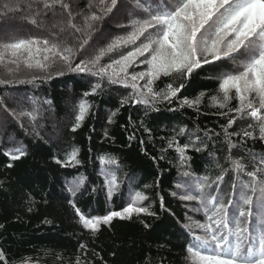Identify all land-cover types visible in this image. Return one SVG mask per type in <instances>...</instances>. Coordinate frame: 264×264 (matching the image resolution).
Returning <instances> with one entry per match:
<instances>
[{
    "label": "trees",
    "instance_id": "trees-1",
    "mask_svg": "<svg viewBox=\"0 0 264 264\" xmlns=\"http://www.w3.org/2000/svg\"><path fill=\"white\" fill-rule=\"evenodd\" d=\"M3 1L0 0V30L15 25V22L27 30L12 37H51L60 32L51 25L55 18H65L67 22V12L59 5L44 9L40 0H26L32 11L19 4L18 10L9 11L2 7ZM64 2L70 5L72 15L76 17L74 23L79 26L85 15L97 10L98 0H93L91 8L89 0ZM146 3L155 6L160 0H146ZM163 3L170 4V0H163ZM37 11H41V15L35 17L39 25L36 27L48 28L46 32L38 30L30 21ZM136 11L133 0H119L111 13L95 22L89 45L84 53L74 57L75 61L90 54L94 47L104 46L111 38L130 31L121 25H128ZM121 13L117 18L119 24L115 26L114 16ZM69 32L74 30L60 33V37H68L69 44H78L68 36ZM75 35L81 36V33ZM12 37L0 33V40L7 41ZM108 60L109 57H105L102 63ZM234 67L231 60H222L202 66L186 80L175 76L161 77L153 84L157 91L168 83L174 86L183 83L184 88L170 103L162 102L154 108L131 102L122 106L121 100L132 89L108 83L107 79L100 81L101 88L96 94L86 96L98 78L66 69L63 75H56L59 64L48 70L51 73L49 79L35 81H32V75L43 76L45 73L22 66L13 77L6 76L5 68L0 67V78L13 80L11 84L0 85V252L4 254L6 264H76L77 260L80 264H187L186 246L191 236L184 224L189 222V217L204 222V215L195 211L199 207L195 201L181 200L173 193L183 191L176 187L177 183L192 184L206 175L215 179L221 168L230 167L228 143L222 128L228 117L219 114L226 109L214 106L211 98L218 95L215 77L219 71ZM201 92L204 96L197 107H180L181 100L195 99ZM11 94L16 96L15 101H10ZM82 101L90 107L81 126L72 131ZM237 103L233 99L229 107ZM5 105L16 113L35 110L37 119L35 122L26 116L15 119L5 110ZM114 112L115 116L112 115ZM109 117H112V123L108 122ZM61 122L62 127H57ZM246 123L237 120L229 132H239ZM181 128L186 130L184 135L178 134ZM196 136L204 141L206 148L202 151L189 148L185 153L189 159L181 167L176 148H170L169 142L175 139L183 145L189 142V137L195 139ZM231 140L237 145L232 148L231 155L244 157L249 168L250 152L257 158L264 154V141L246 138L242 141L235 135ZM17 146H23L27 154L17 161H10L3 153ZM74 149H78V164L62 167L55 162L66 159ZM102 156L115 159L117 164H101ZM8 163L12 167H7ZM184 171H190L192 175L183 176ZM113 173L119 187L109 199L106 176ZM79 178H83V183L73 195L68 189ZM248 179L243 174L237 179L236 174L229 171L221 185L225 200L232 191L233 182L239 189L240 181ZM136 191L148 197L143 206L156 215L133 214L131 219L116 217L109 225H101L95 234L83 228L70 203L74 201L85 215L103 216L109 211L122 210L127 206L130 194ZM255 219L254 214L253 223ZM141 221L149 227L145 228ZM81 244H85L86 249H81Z\"/></svg>",
    "mask_w": 264,
    "mask_h": 264
},
{
    "label": "snow or ice",
    "instance_id": "snow-or-ice-1",
    "mask_svg": "<svg viewBox=\"0 0 264 264\" xmlns=\"http://www.w3.org/2000/svg\"><path fill=\"white\" fill-rule=\"evenodd\" d=\"M40 2L44 9H52L57 5L62 7L68 15L67 29L60 27V32L51 37L0 40V67L5 68L6 76L15 77L23 66L45 73L43 76L32 75V81L49 79L51 73L48 70L59 64L56 75H63L66 69L98 78L92 91L85 93L86 96L96 94L97 89L101 88L100 81L107 79L108 83L132 89L121 100L122 106L131 102L154 108L162 102L170 103L184 88L183 83L175 86L168 83L157 91L153 84L161 77L175 76L186 80L204 65L222 60L233 62L234 69L219 71L215 77L218 80V95L211 98L214 106L226 109L219 114L228 117L222 128L228 143L227 161L230 167L221 168L215 179L206 175L192 184L177 183L176 187L183 191L173 195H179L181 200L195 201L199 205L195 211L203 212L204 215V222L189 217V222L184 224L191 236L186 246L187 264H264V154L257 158L255 154L249 153L251 168L244 162V157L235 158L231 155L232 148L237 146L231 140L234 135L241 137L242 141L245 138L264 141V0H170V4L160 0L155 6L146 3V0H133L137 11L132 13L128 25H121L130 28V31L111 38L104 46L94 47L79 62L74 57L85 52L95 32V22L102 21L111 13L119 0H98L97 10L85 15L83 24L79 26L74 23L76 17L64 0ZM91 7L93 0H89ZM8 10L15 11L14 8ZM39 15L41 11L30 17L32 24L39 26L35 18ZM68 29L74 30L68 36L78 44H69L68 37H60V33ZM76 33H81V36H76ZM113 53L116 55H111ZM105 57H109V60L102 63ZM141 65L144 67L141 68ZM140 81H144V84L141 85ZM11 83L12 79L0 78V85ZM203 96L201 92L195 99L185 98L180 101V107H197ZM233 99L238 103L229 107ZM89 107L86 101L79 104L72 131L81 126ZM5 110L15 119L25 116L32 122L37 119L35 110L16 113L6 105ZM237 120L247 123L239 132H229ZM108 122H113L112 117H109ZM185 132L181 128L178 134L184 135ZM169 147L176 148L183 167L189 159L185 155L186 151L189 148L202 151L206 144L196 136L195 139L189 137V142L183 145L173 139ZM3 154L10 161H17L27 153L23 146H17L5 150ZM77 156L78 149H74L67 154L66 159H56L55 162L62 167L75 166L79 163ZM100 162L105 165L117 164L115 159L103 156ZM7 167H12V164L8 163ZM217 167H220L219 163ZM229 171L235 173L237 179L241 174L249 179L246 182L241 180L239 189L233 182L232 191L225 200L221 185ZM182 175L187 177L192 174L184 171ZM82 183L83 178L73 181L69 192L75 195ZM106 187L108 198L111 199L119 187L114 173L106 176ZM147 199L145 194L136 191L130 194L129 202L122 210L109 211L103 216L85 215L74 201L70 203L83 228L95 234L100 231L101 225H109L116 217L131 219L133 214L156 215L143 206V201ZM161 208H164L163 197ZM254 214L256 219L253 223ZM144 227L149 225L144 223ZM86 247L85 244L80 245L81 249ZM0 261H5L2 252ZM76 264H80V261L77 260Z\"/></svg>",
    "mask_w": 264,
    "mask_h": 264
},
{
    "label": "rangeland",
    "instance_id": "rangeland-1",
    "mask_svg": "<svg viewBox=\"0 0 264 264\" xmlns=\"http://www.w3.org/2000/svg\"><path fill=\"white\" fill-rule=\"evenodd\" d=\"M2 7L4 8H14L15 10H18L19 8L17 7L18 4L21 5V6H27L31 11H32V6L31 8L29 7L28 3L26 2V0H4L2 2ZM7 5V7H6ZM30 14V13H29ZM28 14V15H29ZM32 14V12H31ZM122 15L119 14V15H116L114 16V19H113V24L116 26L119 24V22H117V18H119L120 16ZM27 19H28V16L26 15ZM68 19V18H67ZM18 22H15V25L11 26V25H8L6 26L5 28H3L2 30H0V33H3V34H7L8 36L12 37V36H18L20 35L21 33H24L26 32L27 30L26 29H23L20 25V23L16 24ZM34 25V24H33ZM52 27H55L56 29H60V27H66L67 26V22H66V19H60V18H55L52 23H51ZM37 25H35L36 27ZM37 29L39 27H36ZM41 31H44L45 32L47 31V29H41V27L39 28ZM38 29V30H39ZM99 41V40H98ZM10 98V101H15L16 100V96L14 94H11V96H9ZM3 119V118H2ZM3 123H6L5 120L3 119ZM63 122H65V120H63ZM57 127H62V122L60 124H58ZM81 186V185H80Z\"/></svg>",
    "mask_w": 264,
    "mask_h": 264
}]
</instances>
